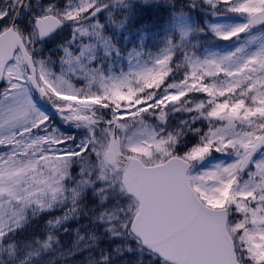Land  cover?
<instances>
[{
	"label": "snow or ice",
	"instance_id": "1",
	"mask_svg": "<svg viewBox=\"0 0 264 264\" xmlns=\"http://www.w3.org/2000/svg\"><path fill=\"white\" fill-rule=\"evenodd\" d=\"M0 264H264V0H0Z\"/></svg>",
	"mask_w": 264,
	"mask_h": 264
}]
</instances>
